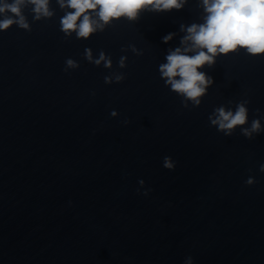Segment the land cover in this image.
<instances>
[{
    "label": "water",
    "instance_id": "water-1",
    "mask_svg": "<svg viewBox=\"0 0 264 264\" xmlns=\"http://www.w3.org/2000/svg\"><path fill=\"white\" fill-rule=\"evenodd\" d=\"M51 7L40 20L25 9L30 31H0V264H264V132L225 136L208 120L229 100L250 101L249 123L264 115V54L219 55L202 103L185 108L158 66L180 25L200 22L196 0L89 39L66 38ZM86 47L125 79L106 84ZM68 57L79 68L64 71Z\"/></svg>",
    "mask_w": 264,
    "mask_h": 264
},
{
    "label": "clouds",
    "instance_id": "clouds-1",
    "mask_svg": "<svg viewBox=\"0 0 264 264\" xmlns=\"http://www.w3.org/2000/svg\"><path fill=\"white\" fill-rule=\"evenodd\" d=\"M53 0H0V31L8 30L16 25L25 30H31V24L25 14V9L31 5L33 20L51 18L55 9L51 7ZM63 12L60 17V31L66 38L75 34L76 39H89L93 34L103 32L106 28L118 22L121 18L127 21L138 19L141 11L163 12L173 9L180 10L189 3V0H55ZM200 22L181 24L178 46L170 47L164 57V62L158 66L160 78L165 87L176 93L183 107H198L208 89L214 84V78L204 69L211 68L221 54L246 50L249 55L264 54V0H196ZM168 33L162 37L167 43L176 36ZM130 48L136 55L143 51L134 44ZM84 58L96 65H103L109 69L104 76L106 84L120 83L125 79V73L113 70V61L110 54L101 50L97 55L91 48L86 47ZM128 57L121 55L118 67L127 66ZM79 62L71 57L66 58L64 71L79 68ZM95 95V92H93ZM248 99L239 101L229 100L221 104L209 114L210 125L225 136H231L240 127V132L248 139L264 132V115H259L249 123ZM234 105V106H233ZM259 113L260 109H256ZM120 115L117 109L110 111L111 117ZM124 124L130 123L125 119ZM247 125V126H245ZM176 161L171 156H164L163 167L173 170ZM259 170L264 172V163ZM251 185L256 183L253 176L245 181ZM143 186L145 181L139 180ZM145 190V195H147ZM183 264H195L192 256H187Z\"/></svg>",
    "mask_w": 264,
    "mask_h": 264
}]
</instances>
